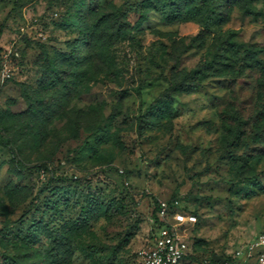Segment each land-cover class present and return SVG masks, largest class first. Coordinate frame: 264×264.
<instances>
[{"label": "rangeland", "instance_id": "obj_1", "mask_svg": "<svg viewBox=\"0 0 264 264\" xmlns=\"http://www.w3.org/2000/svg\"><path fill=\"white\" fill-rule=\"evenodd\" d=\"M147 1L0 0V264H135L169 198L203 257L263 229L264 0H214L221 24ZM229 42L261 68L190 74Z\"/></svg>", "mask_w": 264, "mask_h": 264}, {"label": "trees", "instance_id": "obj_2", "mask_svg": "<svg viewBox=\"0 0 264 264\" xmlns=\"http://www.w3.org/2000/svg\"><path fill=\"white\" fill-rule=\"evenodd\" d=\"M250 4L251 0H237V3H235V5L239 6V8L246 13L252 12ZM146 5L147 8L151 10L160 11L165 15V18L168 21L194 19L203 15H207L206 19L214 23L221 24L226 21V19L221 18L223 13L219 11V6L214 5V0H149ZM240 52V47L234 42L222 43L220 45L216 44L213 51L210 53L209 61L203 66V68L194 70L190 74L193 75L194 78L201 79L203 71H212L213 74H215V77L223 78L225 80H237L244 74L245 70L250 71V69L255 70L256 68H261L256 64V61H254V57L257 54L255 49H245L242 51V55L239 56ZM262 86L264 87V83ZM195 90H197L196 86L190 87L188 85L181 87L180 89L181 92L185 93H192L195 92ZM174 200L179 199H167V201ZM157 210L158 203L154 206L151 215L155 219H157ZM179 210L186 214L193 215V213L187 211L185 207L180 206ZM151 238L152 236L150 239ZM67 246L68 245L63 244V241H61L56 251L64 256L67 252ZM222 257L229 259L230 255H222ZM186 261L187 264H203V261H208L210 264H217V261L212 258V255L203 257L202 255H199V251L196 249L191 250V253L185 257V262Z\"/></svg>", "mask_w": 264, "mask_h": 264}, {"label": "built area", "instance_id": "obj_3", "mask_svg": "<svg viewBox=\"0 0 264 264\" xmlns=\"http://www.w3.org/2000/svg\"><path fill=\"white\" fill-rule=\"evenodd\" d=\"M179 208V200L158 201L157 219L151 216L149 220L152 232L150 244L139 253L135 264H187L185 257L191 253V248L182 233L187 225L195 224L196 217ZM203 264L210 263L203 261ZM217 264H264V227L255 239L237 249L229 259L217 261Z\"/></svg>", "mask_w": 264, "mask_h": 264}, {"label": "water", "instance_id": "obj_4", "mask_svg": "<svg viewBox=\"0 0 264 264\" xmlns=\"http://www.w3.org/2000/svg\"><path fill=\"white\" fill-rule=\"evenodd\" d=\"M212 258L216 261H224V258L220 255L213 254Z\"/></svg>", "mask_w": 264, "mask_h": 264}]
</instances>
